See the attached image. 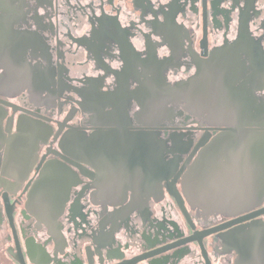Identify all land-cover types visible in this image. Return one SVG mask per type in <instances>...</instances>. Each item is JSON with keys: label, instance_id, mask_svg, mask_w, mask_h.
<instances>
[{"label": "flooded vegetation", "instance_id": "af4514ba", "mask_svg": "<svg viewBox=\"0 0 264 264\" xmlns=\"http://www.w3.org/2000/svg\"><path fill=\"white\" fill-rule=\"evenodd\" d=\"M262 112L264 0H0V264H264Z\"/></svg>", "mask_w": 264, "mask_h": 264}, {"label": "water", "instance_id": "95a60500", "mask_svg": "<svg viewBox=\"0 0 264 264\" xmlns=\"http://www.w3.org/2000/svg\"><path fill=\"white\" fill-rule=\"evenodd\" d=\"M189 97L191 95L187 94ZM192 97L194 98V95L192 94ZM264 112L261 113L263 115ZM230 119L231 120H237V119H253L255 115L257 114L256 110L250 109L246 111H239V110H231L230 111ZM230 131L228 132L229 135H234L238 137L237 139H234L235 143V152L243 151V149H248L250 152V161H251V175L253 176V170L255 169V163L258 161V157L264 158V137L259 135L258 133H255L253 131H250L249 129H244L243 126L238 124H231ZM244 138V139H243ZM244 143L243 146L239 145ZM256 172H257V166H256ZM246 239V235H244L243 231H239V233L235 236V243L233 244L234 248L236 249L238 253V259L234 264H245V248H244V240ZM258 246L264 247V231L262 235L259 237ZM225 244L227 243V239H224Z\"/></svg>", "mask_w": 264, "mask_h": 264}]
</instances>
